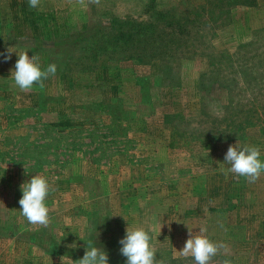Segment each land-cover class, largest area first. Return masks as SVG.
<instances>
[{
  "label": "rangeland",
  "instance_id": "1",
  "mask_svg": "<svg viewBox=\"0 0 264 264\" xmlns=\"http://www.w3.org/2000/svg\"><path fill=\"white\" fill-rule=\"evenodd\" d=\"M247 1L0 0V52L58 66L25 92L0 57V264H76L89 239L125 264L127 227L149 224L157 264H195L187 225L226 245L211 264H264V175L221 170L237 141L264 160V0ZM35 174L56 188L47 228L19 209ZM133 182L160 217L141 189L133 222Z\"/></svg>",
  "mask_w": 264,
  "mask_h": 264
},
{
  "label": "clouds",
  "instance_id": "2",
  "mask_svg": "<svg viewBox=\"0 0 264 264\" xmlns=\"http://www.w3.org/2000/svg\"><path fill=\"white\" fill-rule=\"evenodd\" d=\"M30 8H39L41 0H28ZM75 3L86 7L87 3L99 4L100 0H75ZM16 52L18 59L11 75L14 85L21 91H29L35 85L40 89L45 87L44 81L49 76L57 73V64L51 63L46 68L42 67L38 55L29 56L28 50L19 52L13 47H8L4 52H0V57L7 62L12 54ZM259 147L248 144L230 145L224 163L229 167L221 170L227 175L234 174L238 179L244 178L247 183L257 182L264 175V160ZM22 196L19 200L21 215L24 216L30 225L49 227L52 223L50 208L47 198L56 188L44 175L35 174L30 180L21 184ZM125 220L127 218L124 216ZM128 221V220H127ZM189 238L185 245L179 250V256L183 258L192 257L195 264H211L214 257L222 251H227L223 242L213 241L207 235V227L201 226L198 232H194L188 225ZM155 228L149 224L147 227L138 226L126 229V234L119 241L121 245L119 252L126 257L125 264H157V248L155 247ZM75 247V245H70ZM174 257L176 253L174 252ZM63 260V258H62ZM76 264H110L109 254L96 244L95 240H86V251L83 257ZM230 264V261H225Z\"/></svg>",
  "mask_w": 264,
  "mask_h": 264
},
{
  "label": "crops",
  "instance_id": "3",
  "mask_svg": "<svg viewBox=\"0 0 264 264\" xmlns=\"http://www.w3.org/2000/svg\"><path fill=\"white\" fill-rule=\"evenodd\" d=\"M136 167L137 166H134V167H132V171H135L134 169H136ZM134 168V169H133ZM131 177V176H130ZM123 179V178H122ZM126 181L125 182H127V184H131V182H130V178L129 177H126ZM135 179H140V178H135ZM144 184H147V186H144L143 187V184H139V186L138 185H136L134 182H133V184L131 185V186H126L127 188H128V191L130 192H132V193H134L135 192V194H133L132 196H130L129 198L131 199V202H128L129 204L131 203V207H132V209L133 210H131V213L133 214V222H135V220L137 219V218H139L135 213H137L138 211H139V208H140V206H141V204L143 203V202H145V201H143L142 199H141V197L139 196L140 195V193H141V191L143 190V189H148V191H149V195H150V198L149 199H151V198H153L152 200V203L150 204V205H148V206H151V208H152V212L154 213V217H160L161 216V214L160 213H157V211L155 210V207H152V206H155V200H156V197H157V193L155 192V189H152L153 188V185H154V183H152V182H146V183H144ZM120 190H122L123 188H124V182L122 183V184H120ZM143 187V188H142ZM142 189V190H141ZM211 198H213V197H211ZM146 200V199H145ZM69 201V200H68ZM60 202V201H59ZM54 206H55V203H54ZM120 206L122 207V205L120 204ZM57 207V206H56ZM75 210V209H74ZM156 211V212H155ZM108 217V219H110V218H114V215H108L107 216ZM72 218V217H71ZM118 220L117 221H123L124 222V220H125V218H117ZM163 219H165V218H163ZM111 220V219H110ZM120 221V222H121ZM122 230H123V232H124V228H122Z\"/></svg>",
  "mask_w": 264,
  "mask_h": 264
},
{
  "label": "trees",
  "instance_id": "4",
  "mask_svg": "<svg viewBox=\"0 0 264 264\" xmlns=\"http://www.w3.org/2000/svg\"><path fill=\"white\" fill-rule=\"evenodd\" d=\"M247 3L248 4L252 3V0L247 1ZM151 27H153V24L152 23H148V24H144V25H139V27H138L137 24L134 25L135 31H140V32L147 31Z\"/></svg>",
  "mask_w": 264,
  "mask_h": 264
}]
</instances>
